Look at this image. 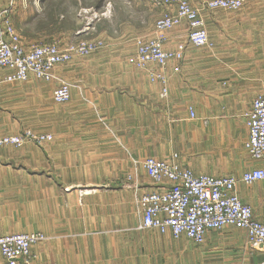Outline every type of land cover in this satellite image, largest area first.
Instances as JSON below:
<instances>
[{
    "label": "crops",
    "instance_id": "crops-1",
    "mask_svg": "<svg viewBox=\"0 0 264 264\" xmlns=\"http://www.w3.org/2000/svg\"><path fill=\"white\" fill-rule=\"evenodd\" d=\"M196 7L204 19L211 46L186 50L181 62L168 63L164 99L159 95L160 85L150 82L145 71L130 61L135 40L150 36L153 23L151 31L143 34L135 35L132 25L125 21L113 26V31L101 30L93 37L77 38H99L104 46L56 69V76L71 84L67 103H52L53 84L45 85L46 89L28 82L0 84V107H4L3 103L21 105L23 99L34 102L40 97L51 105L47 107V116L53 118L54 110L57 111L61 130L54 133V141L46 148L51 154H47L54 160L58 156L53 152L56 150L61 155V170L81 172L63 184L70 189L51 195V211L47 214L51 221L43 230L47 238L32 248L42 262L264 264V249L250 252L244 230L235 227L208 231L202 244L138 227L140 216L135 213L133 197L157 188L139 164L146 157L167 159L177 153L180 163L196 173L237 178L262 165L252 160L244 149L248 130L242 114L264 88L258 80L259 61L264 52V2L251 0L236 11H208L204 5ZM233 12L236 15L225 17V13ZM109 16L103 14L95 19V24L102 18L110 20ZM166 37L167 48L186 42V23L167 32ZM176 65L179 70L173 72ZM247 75H250L248 79ZM175 91L181 96L175 97ZM189 110L193 117H189ZM172 115L186 116L197 125L196 128L189 126L181 134L195 154L217 144L225 133V154L228 158L234 156L235 167L230 170L233 172L216 174L198 170L187 162L186 154L173 141L180 138L178 126L167 133L154 126L171 122ZM224 123L225 131H222L220 124ZM24 153L37 156L38 148L27 147L21 153L0 152L1 185L9 186L10 177L19 182L16 173L39 169V164L27 161ZM3 161L5 163H1ZM19 162L23 164L17 168L10 164ZM51 168H55L54 165L47 170ZM127 174L131 175L130 182L125 178ZM28 175L25 181L38 185V178ZM45 184L53 182L45 179ZM72 188L77 189L71 191ZM236 191L251 207L254 216L264 220V180L251 184L238 182ZM0 264H5L3 258Z\"/></svg>",
    "mask_w": 264,
    "mask_h": 264
},
{
    "label": "built area",
    "instance_id": "built-area-1",
    "mask_svg": "<svg viewBox=\"0 0 264 264\" xmlns=\"http://www.w3.org/2000/svg\"><path fill=\"white\" fill-rule=\"evenodd\" d=\"M250 1L206 0L204 6L210 11H236ZM156 5L158 15L152 34L136 39L130 61L145 71L150 82L160 85V98L164 99L167 97L168 63L173 60L181 62L187 45L202 48L211 44L204 19L188 0H158ZM9 12L7 8L0 10V84L27 81L31 76L50 81L58 66L71 62L75 57H87L104 46L99 38L79 39L63 47L55 42L25 45ZM183 22L187 26L186 43H179L174 48L165 47L166 33ZM178 70V65L172 68L173 72ZM69 98L70 85L60 79L52 92V99L65 102ZM190 114L194 116L192 110ZM243 119L248 130L244 149L252 160L262 165L245 171L237 178L196 173L180 163L177 153L167 159L146 157L141 165L157 188L136 198L141 227L202 244L208 231L235 226L244 230L250 247L264 249V220L254 216L251 207L236 191L238 182L251 184L264 180V90L252 99ZM27 138L41 143L49 136L34 135L26 130L19 136H0V146L21 143ZM42 237L40 234L0 235V254L6 264H37L31 256V247Z\"/></svg>",
    "mask_w": 264,
    "mask_h": 264
},
{
    "label": "rangeland",
    "instance_id": "rangeland-1",
    "mask_svg": "<svg viewBox=\"0 0 264 264\" xmlns=\"http://www.w3.org/2000/svg\"><path fill=\"white\" fill-rule=\"evenodd\" d=\"M157 1L158 0H0V10L2 8H7L10 11L9 16L19 33L23 44L27 45L39 44L42 42H55L63 47L65 43L67 44L69 41H77V38L93 37L101 30H105L107 32L113 31V26L116 24L119 25L125 21L132 25L134 28L133 31H136L135 35L147 33L148 31H151L152 23L154 24L153 20H155L158 15V7L156 5ZM259 1L264 2V0ZM188 2L194 8H197L196 6L201 7V5H204L205 3V1L202 2V0H188ZM84 9H89V11L83 12ZM205 9L208 10L207 8ZM105 13L107 16L110 15V20L102 18L95 24V19ZM227 14L236 15V12L225 13V17ZM252 16L253 15L251 14L250 17ZM262 17L264 18V9ZM108 21H111V23ZM165 47H167V42H165ZM201 49L204 48H196L194 46L186 47L187 51H196ZM186 63L188 64L189 60L186 61ZM259 64L261 73L258 75V80L264 86V52L261 55ZM246 77L248 79L250 75H247ZM60 79L61 78H58L56 74H54V78L50 81H43L31 76V79L18 83L15 82V84L18 85L28 82L36 85L39 89H46L45 85L53 84V92L54 88L59 85ZM69 85L71 87L70 83ZM178 95L181 96V94H178V92L175 91L174 96L176 97ZM185 97L189 96L185 95ZM69 100L70 98L65 102H54L53 99L51 101L53 104L61 105L67 103ZM34 102L36 103L35 106ZM34 102H29L28 100L23 99L21 105H19V102L17 106L13 103H3L2 105L4 107H0V136H19L23 135L26 130L31 131L34 135L46 134L49 136L48 139L43 140L41 143L27 138L22 140L21 143H11L0 146V152L2 153H21V151L25 148L35 146L38 148L37 156L34 155L33 157H30L29 154L26 153H24V155L26 156L27 161L31 160L36 164H39V169L36 172L25 171V173L22 172L19 175L16 173V177L19 182L16 180L14 181V179L10 177L8 181L10 184L9 186L1 185L2 181L0 177V232L4 233L3 235H42L43 239L32 244L31 256H34L37 264H58L56 262H42L39 255L35 251L33 252L32 248L35 245L41 244L47 238L43 230L46 228V225H48V222L51 221V218L47 217V214L51 211V195H59V193L64 192V190L70 189L68 187L64 188L63 184L70 181L72 178L79 176L81 172L61 170V163L59 161L61 155L59 152H56V150H53V152L58 156H55L54 160L49 157L47 152L51 154V151L46 148L51 146L50 144L54 141V133L61 130V122L56 116V110H54L55 115L53 118L47 116L46 110L48 105H50L49 103H45L44 100H40V97H38V99ZM189 117H191L190 110ZM171 120V122H166L165 124L161 123L158 125V123H156L154 126L159 127L162 132L166 133L168 130H176L178 126L180 138H174L173 141H176L179 150L186 154L187 162H190L198 170H207L208 172L212 171L216 174L233 172L230 170H233L235 167L234 156L231 155L228 158L227 154H225V133L223 137L218 140L217 144L209 145L207 150L201 149L199 153L195 154V152L190 149L187 138H181V134L185 132L189 126L196 128L197 125L195 122L192 123L186 116L181 118L180 115H172ZM198 126L203 127L201 124H198ZM206 126L207 125H204V127ZM220 126L221 130L225 131V123L220 124ZM155 131L158 135L159 132L156 128ZM166 133H163L164 136ZM208 142L210 143L211 141L208 140ZM156 146L159 147L160 142H158V145ZM1 163L5 162L3 161ZM10 164H12V166L15 165L17 168L18 165H22L23 162ZM139 164L141 165V161ZM51 165H54L55 168L47 170V167ZM1 173L3 172L0 171V174ZM28 174L38 178V185H34L32 181V186L29 181H25L29 176ZM125 178L129 182L132 179L130 174H127ZM45 179L52 180L53 184L46 185ZM75 189L77 188H72L71 191ZM138 195L139 194L134 195L132 202L135 213L140 216L136 205V198ZM140 220L138 227L145 229L141 227ZM181 238L185 239V241L193 243L185 237ZM248 248L250 249V252L254 251L252 247L249 246ZM0 258H3L1 254ZM3 260L5 261L4 258Z\"/></svg>",
    "mask_w": 264,
    "mask_h": 264
}]
</instances>
